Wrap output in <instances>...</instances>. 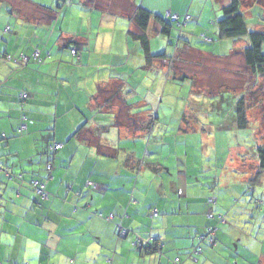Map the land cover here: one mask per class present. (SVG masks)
I'll list each match as a JSON object with an SVG mask.
<instances>
[{"label": "crops", "instance_id": "crops-1", "mask_svg": "<svg viewBox=\"0 0 264 264\" xmlns=\"http://www.w3.org/2000/svg\"><path fill=\"white\" fill-rule=\"evenodd\" d=\"M173 1L0 0V264H213L216 258L240 264L225 253L235 240L224 227L209 246L216 258L201 249L204 204L195 212L190 198L175 200V182L164 178L169 170L158 157L167 137L154 133L161 118L153 88L159 75L175 80V59L146 60L131 36L132 16L138 7L164 19L183 15ZM215 1L221 16L231 0ZM205 9L194 8L187 31L211 26L226 40L217 16L201 21ZM159 34L151 19L148 38ZM67 43L80 46L76 55ZM21 55L31 62L4 60ZM184 66L178 68L183 78ZM22 124L26 130L19 132ZM53 144L62 148L51 152ZM32 180L44 185L47 200ZM138 239L157 245L156 252L132 246ZM246 243L241 254L254 256ZM255 260L264 264V252Z\"/></svg>", "mask_w": 264, "mask_h": 264}, {"label": "rangeland", "instance_id": "rangeland-1", "mask_svg": "<svg viewBox=\"0 0 264 264\" xmlns=\"http://www.w3.org/2000/svg\"><path fill=\"white\" fill-rule=\"evenodd\" d=\"M190 1H173L177 13L183 9V15H178V22H170L169 37L159 34L149 39L152 55L165 51L167 58L175 59V80L166 83L159 75L155 82L158 88H153L158 92L161 118L154 133L158 138L167 137L166 143L159 145L158 157L169 170L164 178L175 182V200L189 202L190 198L189 206L195 212L202 210L199 205L203 203L206 219L211 214L222 217V223H211L217 225L219 235L224 227L223 231L234 237L228 246L230 252L225 253L240 264H256L255 255L264 252V173L257 180L255 174L256 150L264 146V77L255 78L244 66L240 52L247 47V37L220 40L211 26H194L187 31L193 24L184 20V13L189 11L192 21L197 5L204 4L206 8L201 21L206 17L208 22L216 16L217 21L222 18L217 14L215 0H194L192 10H188ZM245 1L241 10L248 8L245 20L249 31L264 33V0ZM186 32L190 34L185 36ZM184 56H188L187 62L181 60ZM182 65L185 79L178 70ZM241 97L245 98L248 120L243 129L235 121V107ZM182 115L184 120L180 121ZM211 198L216 204L208 203ZM216 206H223L225 213H216ZM245 243L250 244L254 256L241 254ZM203 245L206 243L200 245L201 249H208L216 258L215 248ZM214 260L213 264L223 263L220 258Z\"/></svg>", "mask_w": 264, "mask_h": 264}, {"label": "trees", "instance_id": "trees-1", "mask_svg": "<svg viewBox=\"0 0 264 264\" xmlns=\"http://www.w3.org/2000/svg\"><path fill=\"white\" fill-rule=\"evenodd\" d=\"M241 6H242V0H231L227 6L222 8L221 10L222 18L217 22V27L219 30L218 34L219 37L222 39L239 40L243 37H247L248 39L247 47H245L240 52L242 54L244 66L249 71V73L254 75L255 78L264 77V51H263L264 33L257 31L250 32L247 29L246 20L244 18V14L241 11ZM132 19L136 28V32L131 33V36L139 44L144 58L148 61H152L154 58H158V59L166 58L165 54L152 55L150 53L149 38H148L149 23L150 20L153 19L155 23L159 26V33L162 36L168 37L170 35L172 28V25L170 23L171 21L156 15H152V13L140 7L136 8L135 12L133 13ZM70 44H74L76 46L75 47L76 49L75 48L70 49V52L71 50H75L74 55H76L77 48L79 49L80 46L76 43H67L66 45L68 46ZM5 62L7 61L5 60ZM246 112H247V107L245 103V98L241 97L235 107V121H237V126L240 129L247 127L248 120L246 118ZM256 154L258 160V164L255 169L256 180H257L264 173V146L258 147L256 150ZM212 200H213L212 202H209L208 200V203L211 205L216 204V200L215 199ZM207 221H208L207 224L208 226L205 228L204 233L202 235H199L198 237V239L201 242L202 240L200 239V237L206 236V229L212 228L215 229V233L217 232V227H216L217 225L211 222L222 223L223 218L212 215V219L210 220L207 219ZM206 245L208 244L206 243ZM214 245L215 244H213V246ZM208 246L212 247V245H208ZM141 249H144L145 251L152 253L154 251L156 252L157 245H154L153 243Z\"/></svg>", "mask_w": 264, "mask_h": 264}, {"label": "built area", "instance_id": "built-area-1", "mask_svg": "<svg viewBox=\"0 0 264 264\" xmlns=\"http://www.w3.org/2000/svg\"><path fill=\"white\" fill-rule=\"evenodd\" d=\"M179 16L177 15H171L170 13H167L166 14V19L170 20L172 23L173 22H178L179 21ZM184 20L187 21L189 20L190 21V17L189 16H184ZM8 28H6L7 30ZM72 55L75 54V50H71L70 52ZM33 61H38V53H35L33 56ZM5 60L13 65H27L29 62H30V58L29 57H26L24 55H21L19 56L18 58H13V57H10V56H7L5 57ZM21 99L22 100H26L27 98V95L26 94H22L20 95ZM21 120H25V118L23 117ZM26 130V125L25 124H22L20 126V129H19V132H23ZM62 148V145L60 144H53L51 147H50V151L51 152H56L58 150H60ZM51 165L50 164H47L45 169L47 172H50L51 171ZM12 176V175H11ZM19 178L21 179V176H13V177H9V178ZM30 186L35 190L37 196L39 197L40 200L44 201V200H47L48 199V194L47 192L45 191V188H44V185L38 181H35V180H32L30 182ZM86 187L90 188V189H93L95 190L97 188L96 184H94L93 182H87L86 183ZM213 200L212 199H209V202H212ZM154 215L155 214V211H154ZM112 216H110L111 218ZM207 219L210 220L212 219V215H208L207 216ZM214 233H215V229H212V228H208L206 229V236H202L200 237V239L202 240V242H205L207 243L208 245H213L215 244V240H214ZM147 245H150L149 241H144V240H141V239H138L132 246L138 248V249H141ZM200 251L197 249L196 250V253H199ZM178 260H176L177 262Z\"/></svg>", "mask_w": 264, "mask_h": 264}, {"label": "water", "instance_id": "water-1", "mask_svg": "<svg viewBox=\"0 0 264 264\" xmlns=\"http://www.w3.org/2000/svg\"><path fill=\"white\" fill-rule=\"evenodd\" d=\"M5 173H7L6 170H5Z\"/></svg>", "mask_w": 264, "mask_h": 264}]
</instances>
